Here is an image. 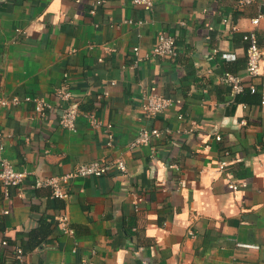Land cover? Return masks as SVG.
<instances>
[{
  "label": "crops",
  "instance_id": "0c3cea01",
  "mask_svg": "<svg viewBox=\"0 0 264 264\" xmlns=\"http://www.w3.org/2000/svg\"><path fill=\"white\" fill-rule=\"evenodd\" d=\"M92 8L93 0H0V95L50 103L44 115L31 102L0 105L3 155L27 172L9 196L0 180V264H264L263 76L252 79L255 96H233L225 80L227 72L248 79L247 31L264 54V9L239 0H155L150 12L106 0ZM160 32L176 38V58L146 56ZM147 92L174 104L145 118ZM71 102L111 124L113 147L83 115L76 131L60 125ZM143 126L169 132L131 148ZM116 158L126 172L61 180L66 198L45 184L81 163ZM63 211L73 235L56 222Z\"/></svg>",
  "mask_w": 264,
  "mask_h": 264
},
{
  "label": "built area",
  "instance_id": "2783aa9c",
  "mask_svg": "<svg viewBox=\"0 0 264 264\" xmlns=\"http://www.w3.org/2000/svg\"><path fill=\"white\" fill-rule=\"evenodd\" d=\"M106 0H93V8L91 13H96L99 6L105 4ZM132 2L143 7L147 11H153L155 6V0H132ZM257 2L264 9V0H239L240 5H250ZM263 16L261 13L259 16L252 19V23L257 25L260 18ZM227 21V19H224ZM131 22V21H127ZM243 40L246 42L245 52L247 58L246 72L248 79L244 80L240 75L227 72L225 74V80L231 85V93L233 96L243 93L246 89L250 92H259V88L252 79L257 76L262 75V85L260 89V102L264 106V72L261 71V65L264 61V54L259 45L258 35L255 30H249L243 35ZM133 51L136 55V64L142 60L140 54V47L134 46ZM217 52V49H215ZM178 55V47L176 43V38L167 32H160L158 35V41L152 50L146 54L149 56L176 58ZM221 57L226 60H234L236 55L234 53L223 52ZM107 94V93H105ZM59 95L66 99L71 100V93L61 88L59 90ZM101 97V95H99ZM31 102L34 104L35 110L38 114L44 115L45 112L50 108V103L43 97L36 95H26L24 97L14 96L11 98L0 95V105L7 107H16L23 103ZM174 104V101L170 97H166L159 93L147 92L144 94L141 100V108L145 118H154L160 114H164L169 108ZM80 115H83L85 119L90 123V125L95 129H102L106 133V144L108 147H113L115 145V136L111 124L105 123L101 118L97 116L94 112L81 111L76 104L73 102L62 111L59 119V123L62 127L76 131L77 130V120ZM169 129L161 130L157 127L143 126L136 136L135 140L131 142L130 147L136 148L139 146H150L154 138H159L163 133L169 132ZM218 140L221 139L219 135L216 136ZM5 147L2 142V133L0 132V180L3 185V192L5 196H9L11 187H18L24 179L27 177V172L24 170L17 169L8 159L3 155ZM225 162L222 164L224 165ZM113 169H117L120 172L127 171V165L124 159L116 158L114 160L98 159L86 163L79 164L72 173L63 176H53L45 181V184L52 187V195L56 198H66L68 196L67 192L62 189L60 181L68 182L69 179L73 177H100L108 174ZM229 187L232 190H238V185L235 183H230ZM57 222L60 229L64 233L73 235L74 229L71 227L69 216L67 213L60 212L57 216ZM6 245L7 241H3ZM238 246H243L247 248H258V245L238 243ZM16 257L18 259H23L25 251L22 246L18 245L15 250ZM91 264V262H87Z\"/></svg>",
  "mask_w": 264,
  "mask_h": 264
},
{
  "label": "trees",
  "instance_id": "16d2710c",
  "mask_svg": "<svg viewBox=\"0 0 264 264\" xmlns=\"http://www.w3.org/2000/svg\"><path fill=\"white\" fill-rule=\"evenodd\" d=\"M243 37V36H242ZM246 65H247V58H246ZM242 94V93H241ZM243 94L245 95V96H249V95H252V96H255L256 94H258V92H256V93H252V92H250V90L249 89H246L244 92H243ZM242 94V95H243ZM261 97V96H260ZM241 99H242V97H241ZM56 198V197H55ZM60 211H62V209L60 210ZM43 222V221H42ZM42 222H41V224H42ZM56 222H57V220H56ZM58 223V222H57ZM45 237H44V235L42 234L41 235V238L40 239H38V241L36 240L35 241V243H31L30 241H32V238H29V241H28V246H25V247H27L29 250L30 249H33V248H35L36 246H38L42 241H43V239H44Z\"/></svg>",
  "mask_w": 264,
  "mask_h": 264
}]
</instances>
